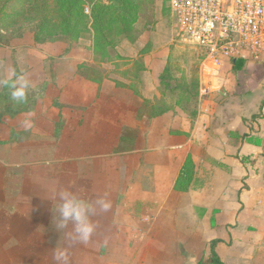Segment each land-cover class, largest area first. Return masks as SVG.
I'll use <instances>...</instances> for the list:
<instances>
[{
	"label": "crops",
	"instance_id": "1",
	"mask_svg": "<svg viewBox=\"0 0 264 264\" xmlns=\"http://www.w3.org/2000/svg\"><path fill=\"white\" fill-rule=\"evenodd\" d=\"M25 39L13 41L12 65L48 89L32 112L0 120V264H56V245L69 264H200L213 240L223 264H264V55L202 71L207 92L193 116L162 93L169 49L151 42L140 57L149 41H127L124 70L92 51L38 58ZM188 156L195 178L182 192L175 185ZM66 187L111 202L92 217L86 244L72 242L71 225L55 226Z\"/></svg>",
	"mask_w": 264,
	"mask_h": 264
},
{
	"label": "trees",
	"instance_id": "2",
	"mask_svg": "<svg viewBox=\"0 0 264 264\" xmlns=\"http://www.w3.org/2000/svg\"><path fill=\"white\" fill-rule=\"evenodd\" d=\"M144 1L110 0L107 4H95L91 15H87L84 12L85 0H0V49L10 46L12 41L24 38L28 33L33 34L36 43L51 42L58 36H62L68 42L69 49L77 45L81 39L89 37L92 41L93 56L96 61L107 62L122 59L121 55L113 54L112 51H115L124 41L131 43L137 41L135 25L139 18V8ZM166 1L169 4V0ZM169 9L171 11L170 6ZM150 50L151 42H148L147 47L142 49L138 56H144ZM170 61L168 59V63L160 75L162 93L167 97L169 91L174 92L180 89V94L176 96V100L174 99L175 105L192 112V115L195 116L197 105H194L192 109L190 105L193 101L197 102L199 97L198 72L195 69L190 79L183 77V82L173 87L172 81L175 75L172 73L173 67ZM234 67L240 70L242 63L236 62ZM14 74H20L16 64ZM118 85L124 86L125 84L118 83ZM33 88L34 91L29 93L28 102L16 105L10 100V90L7 87H1L0 120L32 112L39 100L45 96L48 83L43 82ZM149 104H153V102L145 99L144 107L147 108ZM168 106L165 104L164 109L154 112L153 115L168 111ZM245 141L255 145L261 143L259 138L249 134H245ZM194 178L195 164L192 157L188 156L176 181L175 189L182 192L188 191ZM219 241L211 242L208 254L199 262L200 264H223L216 252Z\"/></svg>",
	"mask_w": 264,
	"mask_h": 264
},
{
	"label": "built area",
	"instance_id": "3",
	"mask_svg": "<svg viewBox=\"0 0 264 264\" xmlns=\"http://www.w3.org/2000/svg\"><path fill=\"white\" fill-rule=\"evenodd\" d=\"M109 2L85 0L84 12L91 15L95 4ZM169 6L182 40L206 51V74L217 75L223 59L264 55V0H169Z\"/></svg>",
	"mask_w": 264,
	"mask_h": 264
},
{
	"label": "rangeland",
	"instance_id": "4",
	"mask_svg": "<svg viewBox=\"0 0 264 264\" xmlns=\"http://www.w3.org/2000/svg\"><path fill=\"white\" fill-rule=\"evenodd\" d=\"M168 5L169 4L166 0H145L141 4V7L138 11L140 12L139 18L135 25V34L137 37L136 40L141 43H146L148 41L152 42V44L157 46V52H166L167 49H169L168 59L171 60L170 62L173 67L172 73L175 75L174 80L172 81L173 87L181 84L183 82V77L190 79L194 70L196 69L199 77V90H201L202 86L205 88V86L207 87L208 85L206 82L202 84L201 81L202 63L205 59L206 53L198 47L187 44L182 40L181 35L179 34V31L175 25L174 16L171 13ZM24 37L27 38L24 40L25 43L30 42L29 44L33 46L32 48L34 49V54L38 58H58L69 55H83L84 57L91 55L93 52L92 41L89 37L81 39V43L79 42L72 49H69L68 42L62 36H58L54 41L46 43H36L32 33H28ZM126 42L127 41H124L122 44ZM12 43L10 46L0 49V73H2V76H7L9 72L14 70L12 60L16 58V51L12 49ZM122 44L114 51L116 54H119L121 51L124 54L123 56L121 55L123 58L119 59L122 60L119 63L120 66H118L120 69H124L129 64L123 61L124 57L127 59L126 55L129 53V50L122 48ZM78 46H80V48ZM24 48L26 49V51H24L26 53L28 51V45H25ZM78 50L82 51V54H79ZM25 56H27V53ZM3 60L5 63L7 62V65L3 63ZM101 66L103 67V65ZM97 69L100 70L99 68ZM107 70L108 69L103 68L104 72H107ZM178 94H180V89H177L174 92L169 91L167 94L168 104L175 105L174 99ZM198 102L199 97L197 102H192L190 105L191 109L194 105H197Z\"/></svg>",
	"mask_w": 264,
	"mask_h": 264
},
{
	"label": "clouds",
	"instance_id": "5",
	"mask_svg": "<svg viewBox=\"0 0 264 264\" xmlns=\"http://www.w3.org/2000/svg\"><path fill=\"white\" fill-rule=\"evenodd\" d=\"M0 87H7L10 90V100L16 105L26 104L29 93L34 91L31 81L23 74H14L12 79L0 80ZM57 196L58 205L55 209L57 230L67 229L71 225L69 236L72 242L88 243L96 229L92 217L97 212L109 211L110 200L105 194L97 196L95 201H89L73 191L71 187L60 189ZM53 256L56 264H69L67 249L56 245Z\"/></svg>",
	"mask_w": 264,
	"mask_h": 264
}]
</instances>
